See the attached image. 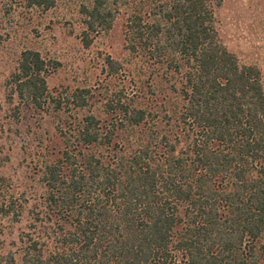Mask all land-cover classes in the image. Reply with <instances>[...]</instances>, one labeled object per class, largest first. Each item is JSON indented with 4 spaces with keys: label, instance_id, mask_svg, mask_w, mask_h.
Segmentation results:
<instances>
[{
    "label": "trees",
    "instance_id": "obj_1",
    "mask_svg": "<svg viewBox=\"0 0 264 264\" xmlns=\"http://www.w3.org/2000/svg\"><path fill=\"white\" fill-rule=\"evenodd\" d=\"M222 1L81 6L86 46L89 32L110 30L124 12L127 49L153 81L139 78L135 97L108 102L105 121L76 115L63 148L45 153L41 199L19 210L28 227L12 264H264L263 74L220 40ZM48 65L24 51L15 93L64 112L48 92ZM107 65L120 71L118 61ZM72 97L86 110L81 92Z\"/></svg>",
    "mask_w": 264,
    "mask_h": 264
},
{
    "label": "rangeland",
    "instance_id": "obj_2",
    "mask_svg": "<svg viewBox=\"0 0 264 264\" xmlns=\"http://www.w3.org/2000/svg\"><path fill=\"white\" fill-rule=\"evenodd\" d=\"M88 2L56 0L44 10L27 8L20 0H0V264L19 258L28 227L26 212L19 210L28 211L41 199L45 153L63 148L61 133L70 129L74 117L94 112L105 121L108 102L135 97L139 78L153 81L127 49L123 11L116 13L110 30L89 32L90 45H85L81 6ZM216 27L225 47L241 64L257 66L264 81V0H223ZM27 50L39 52L49 63L48 92L62 100L64 112L36 109L15 93L12 76ZM109 59L121 65L117 74L110 72ZM136 69L143 73L134 75ZM80 92L88 104L84 111L72 97Z\"/></svg>",
    "mask_w": 264,
    "mask_h": 264
}]
</instances>
